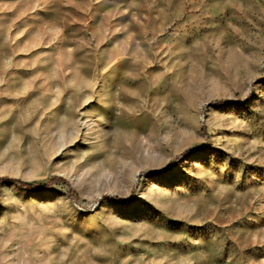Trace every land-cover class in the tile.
Returning <instances> with one entry per match:
<instances>
[{
  "label": "rangeland",
  "instance_id": "1",
  "mask_svg": "<svg viewBox=\"0 0 264 264\" xmlns=\"http://www.w3.org/2000/svg\"><path fill=\"white\" fill-rule=\"evenodd\" d=\"M0 264H264V0H0Z\"/></svg>",
  "mask_w": 264,
  "mask_h": 264
},
{
  "label": "trees",
  "instance_id": "2",
  "mask_svg": "<svg viewBox=\"0 0 264 264\" xmlns=\"http://www.w3.org/2000/svg\"><path fill=\"white\" fill-rule=\"evenodd\" d=\"M4 180L14 182V183H16L22 187H25L28 189H33V190L47 189L50 186H52L53 184L61 181V182L66 183L69 186L70 195H76V191L71 187V185L68 183V181L61 176H54L49 181L44 182V183H29V182H24V181L17 179V178H10V177H6V178H4Z\"/></svg>",
  "mask_w": 264,
  "mask_h": 264
}]
</instances>
